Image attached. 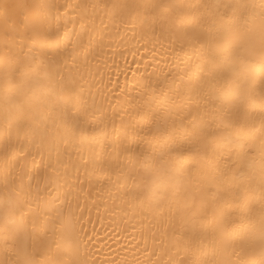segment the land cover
<instances>
[{
	"label": "bare ground",
	"instance_id": "1",
	"mask_svg": "<svg viewBox=\"0 0 264 264\" xmlns=\"http://www.w3.org/2000/svg\"><path fill=\"white\" fill-rule=\"evenodd\" d=\"M250 2L0 0V264L259 252L264 90L258 75L245 92L242 72L213 69L209 49L227 56L220 37L243 31V10L205 7ZM214 132L243 136L250 155L210 144ZM148 168L162 185L138 195ZM224 223L235 235L214 255Z\"/></svg>",
	"mask_w": 264,
	"mask_h": 264
},
{
	"label": "snow or ice",
	"instance_id": "2",
	"mask_svg": "<svg viewBox=\"0 0 264 264\" xmlns=\"http://www.w3.org/2000/svg\"><path fill=\"white\" fill-rule=\"evenodd\" d=\"M145 8L156 9L165 7L164 5H144ZM191 8H197V5H190ZM205 7H215L219 9L223 7L225 10L235 11V9L240 8L243 10L240 16V22L243 25V31L233 34L231 36L225 35L221 36L220 39L227 41V56L222 57L220 50L218 48H210L207 55L211 58V63L213 69H219L224 67L228 72L233 75H237L240 72L243 73V80L238 86L242 88L243 91H247L250 87L254 85V78L256 75L259 76V86L264 90V0H259L255 2L252 0L250 3L244 4H215L212 6ZM10 5H3L4 9V22L7 25L10 23ZM7 34V30H6ZM47 55V52L44 53ZM10 118V114H9ZM223 123V121H222ZM264 123V121H262ZM227 126V125H226ZM210 144L219 145H237L243 150L245 156L250 155L248 152V141L243 136L233 137L231 133L219 132L211 133L209 135ZM209 146V145H206ZM240 154H237L239 157ZM251 168V163L248 164ZM261 171L264 173V158L261 160ZM243 172L238 173L239 176H243ZM140 190L138 195H149L156 192L162 185V177L158 174V170L148 168L145 170L141 176ZM207 195V193H205ZM208 203L206 199H201L199 212L203 216L207 213ZM262 215V242L259 248V252H249L245 251V256L240 257L237 261H232L230 259L215 260L212 264H264V207L261 209ZM217 214L213 213V223L212 227L215 230L217 228L216 224ZM221 220H223V213L220 214ZM202 225L207 227L205 222L201 220ZM220 235L222 238V246L216 249L214 255H227L228 254V238L235 233H230L227 224L224 223L220 228ZM10 237H5L6 246L7 241ZM243 248V246H242ZM24 264H36L35 261L25 260ZM180 264H184L183 261ZM207 264V262H206Z\"/></svg>",
	"mask_w": 264,
	"mask_h": 264
}]
</instances>
